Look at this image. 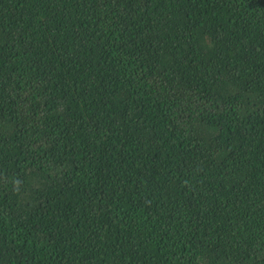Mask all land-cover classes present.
<instances>
[{
  "label": "trees",
  "instance_id": "trees-1",
  "mask_svg": "<svg viewBox=\"0 0 264 264\" xmlns=\"http://www.w3.org/2000/svg\"><path fill=\"white\" fill-rule=\"evenodd\" d=\"M0 264H264V0H0Z\"/></svg>",
  "mask_w": 264,
  "mask_h": 264
}]
</instances>
